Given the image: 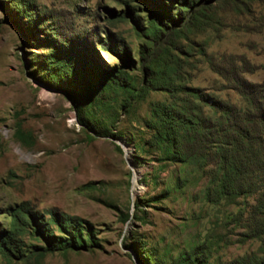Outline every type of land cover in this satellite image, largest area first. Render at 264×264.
<instances>
[{
  "label": "rangeland",
  "instance_id": "374dc122",
  "mask_svg": "<svg viewBox=\"0 0 264 264\" xmlns=\"http://www.w3.org/2000/svg\"><path fill=\"white\" fill-rule=\"evenodd\" d=\"M69 52L100 69L90 85L54 76ZM235 74L264 81V0H0V264L260 254L247 233L253 197L207 200L213 166L163 160L149 125L157 103H173L171 88L245 105ZM72 80L83 91L74 98ZM63 216L79 219L85 247L48 250L44 236L67 237L53 221Z\"/></svg>",
  "mask_w": 264,
  "mask_h": 264
},
{
  "label": "trees",
  "instance_id": "16d2710c",
  "mask_svg": "<svg viewBox=\"0 0 264 264\" xmlns=\"http://www.w3.org/2000/svg\"><path fill=\"white\" fill-rule=\"evenodd\" d=\"M153 15L156 26L168 27V22L160 14L154 12ZM81 60L74 52H69L68 55L64 53L59 59L52 60L61 66L56 67L54 76L63 77L65 70L74 73L75 77L79 74L81 82L86 86V81H90L93 72L97 73L100 69L97 65L91 67L88 60L87 62ZM77 61L80 63L77 64ZM113 75L116 77V74ZM230 79L245 105L238 106L226 102L207 94L199 87L182 86L180 90L190 97L174 96L177 87L171 88L173 103L170 105L157 103L152 109L155 120L149 125L154 131L155 146L163 153V160L187 162L198 159L201 165L213 166L211 184H214V188H207L205 192L207 200L252 196L255 201L247 216L249 230L247 233L262 242L261 253H249L218 264H264V81L254 83L238 74ZM103 81L101 79L97 82ZM97 82L92 80L91 86ZM70 84L73 87L68 91L72 98L77 93H83L73 80ZM143 85L125 98L124 106H128L132 100L141 96L146 88H153L148 81ZM84 92L85 95H90L89 91ZM198 102L207 104L213 111L212 115L204 114ZM108 133L114 135L113 132ZM139 202L140 200L136 202V206ZM241 213L240 211L237 214L240 219ZM76 219L63 216L53 220L67 237H59L57 240L52 236H44L47 239L48 250L85 247L79 235L81 224L78 222L79 219L78 221ZM88 238L93 241L91 235ZM196 255L188 253L184 257L179 256L175 264H205L198 261Z\"/></svg>",
  "mask_w": 264,
  "mask_h": 264
}]
</instances>
